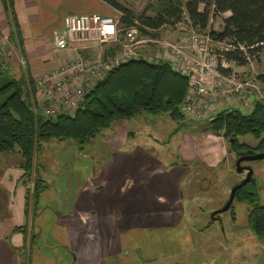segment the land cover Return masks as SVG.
<instances>
[{
    "label": "crops",
    "instance_id": "obj_1",
    "mask_svg": "<svg viewBox=\"0 0 264 264\" xmlns=\"http://www.w3.org/2000/svg\"><path fill=\"white\" fill-rule=\"evenodd\" d=\"M12 8L14 16L8 1L0 0V43L4 46L9 44L15 49L20 47L21 58L27 62L32 77L40 74L45 67L57 65L62 59L61 53L70 54L69 51L57 53L52 42L53 30L62 27L66 16L115 12L104 0H13ZM99 48L97 46L93 49L95 53ZM15 68L18 69L17 66ZM35 83L38 88L37 80ZM121 151L129 156L117 158L115 152L111 162L110 158L101 162L103 169L99 177L95 178L92 161L86 162L87 172L84 174L67 169L62 171L61 164L73 163L72 156L60 154L53 157L55 167L61 172L53 169L51 173H41L40 177L43 179L44 176L47 184L51 182V186L48 184L38 194L33 207L37 213L34 216L33 210L32 217L35 219L32 218V221L24 206L28 186L23 180L21 184L20 180L15 179H23V158L17 152L0 154V163L5 164L4 170L0 168V172L6 173L5 176L10 175L5 179L0 176V264H23L24 259H20L19 251L27 249L32 234V245H35V249L30 250L32 264H142L148 259L154 260L161 246L170 240L155 243L153 250L156 252L148 259L143 258L144 253H141L140 247L146 243L148 246L151 244L149 229L156 226H168L176 239L175 226L179 224L182 215L181 209H176L178 205H175V198L179 196V180L184 166L178 160L167 163L159 158L142 155L135 148L128 152ZM17 156L20 160H16ZM11 161L16 163L14 168L11 167ZM51 165V162L41 164L43 168ZM258 168V183L263 182L264 187V162ZM128 173L134 181L130 180L134 185L130 193V190L126 192L124 182H121V176ZM112 174L117 180L118 190L111 189L110 184L113 182H108ZM14 189L22 192H15ZM17 194L21 196L15 205ZM249 209L244 203L236 204L231 219L240 225L247 224ZM6 214L10 216L8 219ZM16 227L24 228L18 232L15 231ZM187 228L185 241H181L186 245L193 240ZM226 239L225 236L219 237V243L223 245L217 248L219 253L231 252L241 258H252L249 247L232 248L227 245ZM255 239L260 242L257 237ZM60 242L64 245L57 246ZM262 246H258L257 251ZM69 248L73 251L70 252ZM124 249L131 250V254L123 256L121 252ZM223 264L228 262L225 260Z\"/></svg>",
    "mask_w": 264,
    "mask_h": 264
},
{
    "label": "trees",
    "instance_id": "obj_2",
    "mask_svg": "<svg viewBox=\"0 0 264 264\" xmlns=\"http://www.w3.org/2000/svg\"><path fill=\"white\" fill-rule=\"evenodd\" d=\"M4 1H8L12 13L13 0ZM104 1L124 13L121 19L124 25H130L138 18L146 25L158 28L164 23L180 19L185 8L195 24L207 30L211 20L223 16L222 29L209 28V33L214 39L233 46L224 51V57L238 66L247 64L249 57L253 62L259 60L264 50V0H165L154 16L145 12L135 13L120 0ZM227 13L229 15L224 17ZM4 73L0 62V78ZM4 80L0 86V96L6 95L0 103V154L19 152L23 158L21 167L29 179L44 141L53 138L74 139L83 147L116 122L145 112H166L178 124L189 121L182 110L189 79L167 63L153 64L143 60L127 62L97 80L74 114H59L56 117L37 113L34 103V94L37 92L35 80H27L25 76L19 79L12 76ZM205 123L207 125L202 131H211L226 138L231 144L230 150L239 154L256 153L255 147L240 142L239 136L247 134L255 136L259 140L256 147L260 151L264 150L262 103H257L252 111L246 113L240 109L220 111ZM130 135L131 131L127 137ZM34 179L37 186L34 182L33 207L38 194L48 186L44 179L36 180V175ZM235 200L249 205V226L259 239H264V205L260 202L254 176L237 190ZM16 228L22 231L24 227ZM32 236L29 251L33 243ZM27 264H31L30 259Z\"/></svg>",
    "mask_w": 264,
    "mask_h": 264
},
{
    "label": "rangeland",
    "instance_id": "obj_3",
    "mask_svg": "<svg viewBox=\"0 0 264 264\" xmlns=\"http://www.w3.org/2000/svg\"><path fill=\"white\" fill-rule=\"evenodd\" d=\"M121 3L125 4L126 6L130 7L135 13H147V15L154 16L157 14L158 10L161 7V4L164 3L165 0H120ZM186 2V0H183ZM151 5L150 7L148 5ZM185 7V6H184ZM115 12L111 14H116V8L113 7ZM229 15V13L225 14V16ZM173 21V20H172ZM223 22V16L214 18L211 20L208 29L214 30H221ZM170 25V24H167ZM200 27L195 26L192 29H188L187 24L180 23L177 26V30L167 31L163 29L160 31V34L163 37H166L170 40H178V36L181 35L183 32H188L190 35H195L196 32L201 31L198 30ZM201 29V28H200ZM204 31V30H202ZM185 36V35H183ZM1 44V43H0ZM191 44V42H190ZM4 47V53L2 52L0 55V62L3 64V69L5 73L0 78V86L4 83V79L7 77H14L19 79L20 77L25 76L27 80H37L41 78V85L39 86L40 90L37 88L36 95H41L44 89H51V86L46 82L44 77L50 76L49 81L53 80L56 74V71L59 69L60 64H62L66 58L72 54L63 52L61 53L62 59L59 58V63L56 65H52L50 67H45L41 69V73L35 75L34 77L29 75V70L27 69V62L21 58L20 55V47H10L9 44L4 46L3 44L0 47ZM95 47H92L89 51L86 50L87 54L91 56L94 55ZM191 51L193 50L192 47L190 48ZM55 50V49H54ZM99 51L102 50L100 47ZM57 53H60L59 50H55ZM97 51L96 53H98ZM7 54V56L5 55ZM74 54V53H73ZM102 54V52H101ZM18 67L16 69L15 67ZM243 68H239L241 66H236L233 64L232 68L234 70H238L244 74H263L264 73V50L262 56L259 60H255L254 64L251 65H243ZM254 66V68H253ZM20 67V68H19ZM264 75V74H263ZM5 76V77H4ZM7 76V77H6ZM212 79V77L210 78ZM262 80L261 86H264V80ZM215 81V80H214ZM253 83L252 80H250ZM43 87V88H42ZM39 90V92H38ZM6 98V95L0 96V103ZM226 104H229V108L226 110L227 112L232 111V104L224 103L218 108V113L222 107H225ZM263 104V103H262ZM242 112H250L252 110H246L245 107H240ZM189 121L177 123L176 121L172 120L168 113L163 112L159 114H153L149 112H145L143 114H139L135 117L130 119H124L116 122L111 128L104 130L103 132L99 133L97 136L92 138L89 142L81 145L74 139H57L53 138L48 141L42 142V145L38 152V157L36 160V167L35 169L32 168V175L30 179L23 175V179L21 177L15 178L16 181L25 182L28 186L29 192H27L26 199H25V210L29 212L30 220L32 221V212H33V187L34 182L37 186L38 178H41L40 175L42 172H52L54 170H58L61 172L60 169L55 167L53 163V157H57V155H67L77 159V162L73 165L72 162L62 163V171L69 170L73 172H82L86 174V162L92 161L93 164V178L99 177L101 174V170L103 169V165L101 164L102 161H105L110 158L112 160V155L116 152L117 158H125L128 157L129 154H124L121 150L130 151L138 149L142 155H149L154 158H159V160L167 161H180L182 163H188L190 167L188 169H184L183 175L179 180L180 183V190L179 196H177L176 207L177 210L181 211L182 219L179 221V224L175 226V233L174 237L177 238V241H181L186 236V225H189L190 234L195 241V250L191 253H187L184 255H179L175 259V261L183 262V264H223L226 260L225 252L219 253L217 248L223 246L219 243V240H215L216 236H225L223 234L224 227L225 229H229L227 222L221 223L218 221H212V208H218L221 205L223 206L225 202L228 200L230 196V188L233 184L237 181L242 180L243 174L239 173L236 170L235 162L236 156L235 153L230 150L231 144L230 142L224 138L223 136H219L217 134L212 133L211 131H202L206 127V121L208 119L202 121ZM131 131V135L127 137L128 132ZM240 142H246L250 146L255 147V152H260V149L257 148V143L259 140L253 136L252 134H247L245 136H239ZM64 141V142H62ZM107 142L115 143L114 145H110ZM68 143L67 147H64L65 144ZM118 145L122 146L119 147ZM17 152V151H13ZM11 153V152H9ZM19 153V152H17ZM182 154V156H181ZM36 155V154H35ZM19 157L21 155L19 153ZM18 156L16 160H20ZM84 159L81 161L80 159ZM88 160H85V159ZM186 158V159H183ZM68 159V158H66ZM49 163L51 162V167L43 168L41 166L42 163ZM185 160V161H184ZM12 162V161H11ZM264 162V159L261 160H253L250 161L248 164L253 166L255 170V178H259V165L260 163ZM16 163L12 162L11 167L14 168ZM246 164V162H243ZM242 164V165H243ZM7 166V165H6ZM0 168L4 170L5 164L0 163ZM4 172V171H3ZM54 173V172H53ZM6 173H1L0 176L5 179L9 178L10 175L5 176ZM62 175V173H61ZM1 177H0V185H1ZM121 182H124L123 188L127 189L126 192L129 193L134 187L131 181L132 178L130 174H126L121 176ZM45 180V177L43 176ZM131 180V181H130ZM46 181V180H45ZM120 182V180H118ZM48 182V181H47ZM108 182H113L110 184L112 187L111 189L118 190V186L116 184L117 180H115V176L112 174ZM134 182V181H133ZM49 184V183H48ZM26 186V187H27ZM51 186V182L49 184ZM101 183L99 184V187ZM185 186V189H184ZM15 192L21 193L20 189H14ZM260 190V201L264 204V187L263 182L262 184L258 183V191ZM0 191H2L0 189ZM183 191V192H182ZM183 193V194H182ZM21 194H17L15 197L14 204L17 205L19 203ZM223 203H222V201ZM236 203V201L234 202ZM196 204V205H195ZM202 208L201 211L199 208ZM37 212L34 210V216ZM7 219L10 217L8 214L5 216ZM35 219V217L33 218ZM226 221V218H224ZM195 229L192 228L194 226ZM80 230V228H79ZM193 230V231H192ZM230 230V229H229ZM15 231L21 232L20 229L15 228ZM249 233L252 231L251 229L248 230ZM254 237L256 238V234L252 231ZM148 234V233H147ZM171 233L167 231V228H152L149 229V238H150V245L143 244L141 245V253H144L143 258H150L155 250H153V246L155 243L159 241H164L166 239L172 240ZM254 238V239H255ZM261 243L258 242H251V256L247 258L237 257L233 260H230L229 263L234 264H264V239L257 238ZM36 242V241H35ZM29 244V243H28ZM64 243L60 242L57 246H63ZM183 244H181L182 246ZM228 246L232 247L230 244L227 243ZM263 245L261 250L257 251L258 246ZM148 246V247H147ZM165 244L161 246V249L164 250ZM167 246H170L168 244ZM188 246V245H186ZM29 245L27 246V249ZM131 248V247H128ZM185 248V247H182ZM233 248V247H232ZM24 248L23 251H19L21 254L20 259H24V264L28 263V259L31 261V251ZM35 249V245H32L31 250ZM124 249L121 254L124 256L125 253ZM18 251V250H17ZM69 251L72 252L73 250ZM263 252V253H262ZM24 255V256H23ZM75 256V254H73ZM132 256V255H131ZM131 256L127 257L129 259ZM140 257V255L138 254ZM76 257V256H75ZM232 254L228 253V258L231 259ZM181 258V260H180ZM184 259V261H182ZM151 262V263H150ZM32 264V262H31ZM145 264H155V261L148 260ZM171 264V261L168 262ZM181 264V263H179Z\"/></svg>",
    "mask_w": 264,
    "mask_h": 264
},
{
    "label": "built area",
    "instance_id": "obj_4",
    "mask_svg": "<svg viewBox=\"0 0 264 264\" xmlns=\"http://www.w3.org/2000/svg\"><path fill=\"white\" fill-rule=\"evenodd\" d=\"M123 16L124 13L118 9L116 14H72L65 17L62 27L53 30L54 49L72 54L60 64L53 80H48L51 75L44 77L45 84L48 82L51 89L42 87L41 95L35 97L34 94L38 114L47 117L74 114L97 80L135 60L167 63L188 77L189 86L182 110L187 119L191 117V121L211 119L224 103L232 104V110L240 107L253 110L257 103L264 104V86H261L264 77H260L264 73L244 74L239 69L234 70L232 66H236V62L224 57V51L233 48L231 44L214 39L209 30L200 28L198 30L201 31L195 35L182 31L178 36L180 41L160 34L163 29L175 31L178 24L184 22L188 29L199 27L185 8L180 19L158 28L148 26L138 18L130 25H124ZM97 46L102 50L93 56L87 54L86 50ZM3 50L1 46L0 55ZM249 58L246 65L252 66L253 59ZM37 83L40 90L41 78ZM228 108L229 104H226L220 111Z\"/></svg>",
    "mask_w": 264,
    "mask_h": 264
},
{
    "label": "flooded vegetation",
    "instance_id": "obj_5",
    "mask_svg": "<svg viewBox=\"0 0 264 264\" xmlns=\"http://www.w3.org/2000/svg\"><path fill=\"white\" fill-rule=\"evenodd\" d=\"M231 151L235 153L236 160L239 157L243 156V155H252V154H239L236 151H233V150H231ZM260 152H262V151H260ZM256 153H258V152H256ZM253 154H255V153H253ZM181 156H182V154H181ZM183 159H186V158H183ZM251 161H253V160H251ZM168 162L170 163L172 161H167V163ZM243 162H246V164H243ZM243 162H242L243 166L250 165V164H248L250 161L245 160ZM180 163L182 164V166H184V169H188L190 167V165L188 166V163H186V162L185 163L180 162ZM235 164H236V162H235ZM235 167H236V165H235ZM252 168H253V166H252ZM253 170H254V168H253ZM242 174H243L242 175L243 176L242 180L235 182L233 184V186L236 185L237 183L243 181L246 178L247 171L242 172ZM254 175H255V170H254V173H253L252 177ZM256 179H257V186H258V178H256ZM232 187L230 188V191H231ZM184 189H185V186H184ZM259 195H260V193H259ZM235 197H236V195H235ZM229 198H230V196H229ZM229 198H228V200H229ZM223 201H222V203H223ZM227 201L225 202V204L227 203ZM235 201H236V203H234ZM238 203H240V201H237L234 198V200L231 203L230 207L227 210H225V211H221V209L224 207L225 204L223 206L221 205L220 207L218 206V208H212L211 209V211H213V213H212V221H218L219 220L221 223L227 222L228 227H229L230 230L228 228L225 229V227H224L223 234L225 235V239L226 238L228 239V240L226 239V242L228 244H230L233 248H235V247H237V248H239V247H242V248H245L246 247V248H248L249 247L250 248L251 242L252 243L258 242L256 239L253 238V234L251 233L253 230L249 226L250 209H249V212H248V218H247L248 222H247V224L240 225V224H238L237 222H234V220L231 219V215H234L235 205L238 204ZM241 203H244V204L248 205L246 202H241ZM199 209L201 211H203L202 208H199ZM141 215L144 216V213L142 212ZM224 218H227L228 220L226 219V221H225ZM191 226H194V225H191ZM186 227H188L187 228L188 229V233L190 234L189 225H186ZM154 228H167V231L170 232V228L168 226L167 227H157L156 226ZM192 229L194 230L195 229V226ZM247 229L248 230L251 229L252 231L249 233V231H247ZM219 237L221 238V236H216L215 240H218ZM171 238H173L172 235H171ZM257 238H258V236H257ZM181 241H177V238L176 239L173 238L170 242H168L167 244H165L164 250L159 251L160 252L159 255L154 260H151V261H155V264H168V262H170V261H171V264H179V263L183 264V262H179L177 260L175 261V259L177 257H179V255H184V254L193 252L195 250L194 247H196V246H195V241L194 240H192L190 243H188V246H186V244H183L181 246V244H182ZM183 241H185L184 238H183ZM258 243H261V242H258ZM168 244H170V246H167ZM182 247H185V248H182ZM130 251L131 250L127 249L125 251V253H126L125 255L128 256L129 254H131ZM228 253H231V252H225V254H226L225 255L226 263L228 262V264H234V263H229L230 260H233L234 261V259L236 257H237V259H238V257H240V256H236L235 254L231 253L232 254V257L230 259V258H228ZM148 260H150V259H148ZM180 260H181V258H180ZM182 261H184V259H182ZM145 262H147V260ZM142 264H145V263H142Z\"/></svg>",
    "mask_w": 264,
    "mask_h": 264
},
{
    "label": "water",
    "instance_id": "obj_6",
    "mask_svg": "<svg viewBox=\"0 0 264 264\" xmlns=\"http://www.w3.org/2000/svg\"><path fill=\"white\" fill-rule=\"evenodd\" d=\"M261 159H264V151L258 152L252 155H243L236 160V170L239 173L247 171V175L243 181L237 183L236 185L232 187L230 191V198L227 201V203L224 205V207L221 209V211H225L230 207L231 203L233 202L235 198L237 190L241 188L242 186H244L245 184H247L252 178V175L254 173L252 166L250 165L243 166L242 162L245 160L251 161V160H261Z\"/></svg>",
    "mask_w": 264,
    "mask_h": 264
}]
</instances>
